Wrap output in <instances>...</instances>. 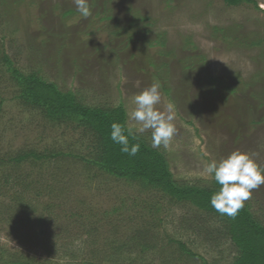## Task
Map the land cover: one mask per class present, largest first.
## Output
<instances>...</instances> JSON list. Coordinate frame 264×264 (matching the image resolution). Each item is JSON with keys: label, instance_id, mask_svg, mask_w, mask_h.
Segmentation results:
<instances>
[{"label": "rangeland", "instance_id": "1", "mask_svg": "<svg viewBox=\"0 0 264 264\" xmlns=\"http://www.w3.org/2000/svg\"><path fill=\"white\" fill-rule=\"evenodd\" d=\"M0 0V49L89 106L127 112L158 81L174 105L165 155L173 178L209 185L203 169L239 150L264 168V0ZM1 56V51H0ZM0 61V264H202L234 256L222 225L189 203L84 161L91 136L14 97ZM151 145V131L138 134ZM56 153L21 163L22 152ZM248 205L264 224V185ZM182 241L198 256L183 253Z\"/></svg>", "mask_w": 264, "mask_h": 264}, {"label": "trees", "instance_id": "2", "mask_svg": "<svg viewBox=\"0 0 264 264\" xmlns=\"http://www.w3.org/2000/svg\"><path fill=\"white\" fill-rule=\"evenodd\" d=\"M228 6L253 3L254 0H222ZM0 61L5 64L21 104L37 108L43 116L57 125H71L91 136L92 156L84 161L116 178L137 182L142 187L154 189L175 203L186 202L219 221L230 243L234 256L229 263L206 262L202 264H264V224L254 216L248 205L239 210L235 218L221 215L211 206L210 198L219 189L213 179L209 185L178 183L172 175L165 155L152 148L139 136L129 137L130 144L139 143L135 156L120 151L121 146L110 139L111 124L126 122V111L120 103L114 107L89 106L77 100L74 92L61 90L56 83L43 79L38 73L23 72L1 48ZM2 99H0L1 105ZM56 153H37L34 150L18 153L9 159L17 164L26 159L39 160ZM180 250L188 256H198L182 241H176Z\"/></svg>", "mask_w": 264, "mask_h": 264}, {"label": "clouds", "instance_id": "3", "mask_svg": "<svg viewBox=\"0 0 264 264\" xmlns=\"http://www.w3.org/2000/svg\"><path fill=\"white\" fill-rule=\"evenodd\" d=\"M76 10L84 18L91 15L88 0H74ZM161 85L158 81L131 98L134 105L127 112V119L133 123L113 122L110 139L121 146L120 151L135 156L140 144H130L129 137L138 140L139 135L151 131V147L167 150L176 134L174 105L168 103L164 111L161 103ZM204 173L212 177L219 189L211 196V206L221 215L235 218L252 191L264 185V168L247 152H231L220 160H210L204 165Z\"/></svg>", "mask_w": 264, "mask_h": 264}]
</instances>
